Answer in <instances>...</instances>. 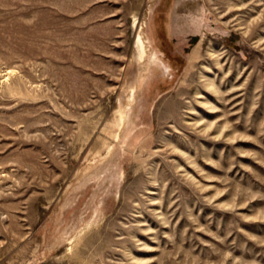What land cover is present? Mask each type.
<instances>
[{
	"label": "rangeland",
	"instance_id": "obj_1",
	"mask_svg": "<svg viewBox=\"0 0 264 264\" xmlns=\"http://www.w3.org/2000/svg\"><path fill=\"white\" fill-rule=\"evenodd\" d=\"M0 264H264V0H0Z\"/></svg>",
	"mask_w": 264,
	"mask_h": 264
}]
</instances>
